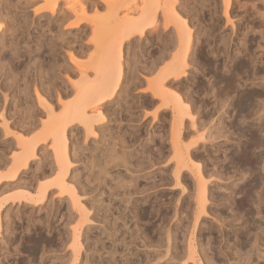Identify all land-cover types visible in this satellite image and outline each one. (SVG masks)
Instances as JSON below:
<instances>
[{
	"label": "rangeland",
	"instance_id": "374dc122",
	"mask_svg": "<svg viewBox=\"0 0 264 264\" xmlns=\"http://www.w3.org/2000/svg\"><path fill=\"white\" fill-rule=\"evenodd\" d=\"M108 259L264 264V0H0V264Z\"/></svg>",
	"mask_w": 264,
	"mask_h": 264
},
{
	"label": "bare ground",
	"instance_id": "6f19581e",
	"mask_svg": "<svg viewBox=\"0 0 264 264\" xmlns=\"http://www.w3.org/2000/svg\"><path fill=\"white\" fill-rule=\"evenodd\" d=\"M119 75V74H118ZM244 76V75H243ZM122 78H121V75H119L118 76V78H117V82L118 81H120ZM233 80V79H232ZM235 81V80H234ZM230 82V81H229ZM238 82V81H237ZM236 82V83H237ZM116 84H118V83H116ZM234 88V87H233ZM244 91V90H243ZM246 92V91H245ZM243 94H244V92H243ZM249 94V93H248ZM255 94V93H254ZM254 96V95H253ZM108 100H110V98H107ZM235 100V99H234ZM250 100V97H249V95H244L242 98H238L236 101H235V107H239V109L240 108H244V107H247L248 106V101ZM103 101H104V99H102V98H99L98 99V102H100V103H103ZM245 105V106H244ZM236 112V111H235ZM238 113V112H237ZM248 113V112H247ZM238 116V115H237ZM240 116V115H239ZM248 117V116H247ZM245 118V117H244ZM239 119V118H238ZM246 120V119H245ZM260 121V120H259ZM234 122V121H233ZM238 122V121H237ZM246 123V122H245ZM242 124V123H241ZM247 124V123H246ZM253 126V125H252ZM263 126V125H262ZM254 127V126H253ZM237 129V128H236ZM248 132V131H247ZM262 132V131H261ZM256 134V133H255ZM260 135V134H259ZM258 137V136H257ZM246 142V141H245ZM257 143V142H256ZM254 146V145H253ZM257 147V146H256ZM257 150V149H256ZM242 152V151H241ZM260 152V151H259ZM244 153V152H243ZM242 154V153H241ZM251 156V155H250ZM232 157V156H231ZM261 157V156H260ZM239 158H241V157H239ZM250 159V158H249ZM258 159V158H257ZM247 162L249 163V161L247 160ZM263 162V161H262ZM250 163H252V162H250ZM237 164V163H236ZM262 164V163H261ZM247 165V164H246ZM249 165V164H248ZM248 167V166H247ZM260 168V167H259ZM251 171V170H250ZM257 172V171H256ZM17 171L16 170H14V172H13V175H17ZM43 192H42V194H41V196H40V199H39V201H43L44 200V198H45V193H46V190L44 189V190H42ZM252 195V194H251ZM261 195V194H260ZM259 195V196H260ZM252 210V209H251ZM129 211V210H128ZM131 211V210H130ZM137 211V210H136ZM248 211V210H247ZM129 213V212H128ZM249 213V212H248ZM130 214V213H129ZM144 214V213H143ZM251 214V213H250ZM117 228V227H116ZM115 228V229H116ZM261 229V228H260ZM262 231V230H261ZM130 232V231H129ZM131 233H133L132 231H131ZM128 234V233H127ZM130 235V234H129ZM131 236V235H130ZM114 244V243H113ZM240 247V246H239ZM31 249H32V247H31ZM114 249V248H113ZM104 250H105V248H104ZM110 254V253H109ZM250 256V255H249ZM111 257V256H110ZM109 257V258H110ZM114 259V258H113ZM108 261H109V263L110 262H112V261H110V259H108ZM116 261V260H115ZM125 261V260H124ZM114 262V261H113ZM112 262V263H113ZM246 262V261H245ZM114 264H115V262H114Z\"/></svg>",
	"mask_w": 264,
	"mask_h": 264
}]
</instances>
